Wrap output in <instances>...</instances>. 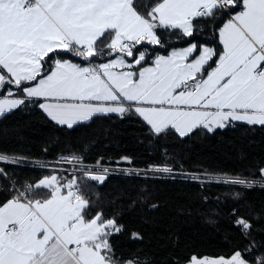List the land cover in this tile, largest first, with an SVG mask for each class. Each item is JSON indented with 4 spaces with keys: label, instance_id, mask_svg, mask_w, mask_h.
<instances>
[{
    "label": "snow or ice",
    "instance_id": "1",
    "mask_svg": "<svg viewBox=\"0 0 264 264\" xmlns=\"http://www.w3.org/2000/svg\"><path fill=\"white\" fill-rule=\"evenodd\" d=\"M223 17L219 49L197 42L202 26ZM172 37L188 46L173 47ZM0 92V116L34 105L69 129L130 113L157 136L264 126V0H0ZM19 163L0 155V164ZM0 177L8 179L2 167ZM82 187L58 174L13 186L0 202V264H138L115 258L111 240L123 226L102 210L92 215ZM236 224L250 234V223ZM251 251L188 264H251Z\"/></svg>",
    "mask_w": 264,
    "mask_h": 264
},
{
    "label": "trees",
    "instance_id": "2",
    "mask_svg": "<svg viewBox=\"0 0 264 264\" xmlns=\"http://www.w3.org/2000/svg\"><path fill=\"white\" fill-rule=\"evenodd\" d=\"M227 19L202 26L197 42L219 49L215 29ZM169 42L173 47L187 43L175 37ZM0 155L27 160L78 157L81 163L141 171L125 173L139 176H105L101 183L80 174L1 166L8 179L0 177V202L14 194L9 181L23 189L46 175H74L92 205L91 214L102 210L123 226L111 240L118 260L187 264L194 255L228 257L251 247L253 251L246 254L251 264H256L255 256H264V187L201 186L144 173L168 167L175 173L261 180L264 126L232 123L183 138L175 133L157 136L138 115L130 113L123 118L94 116L69 129L51 121L38 106L28 105L0 116ZM241 218L251 225L249 235L235 226ZM133 233L139 238L133 239Z\"/></svg>",
    "mask_w": 264,
    "mask_h": 264
},
{
    "label": "built area",
    "instance_id": "3",
    "mask_svg": "<svg viewBox=\"0 0 264 264\" xmlns=\"http://www.w3.org/2000/svg\"><path fill=\"white\" fill-rule=\"evenodd\" d=\"M4 156H8V155H4ZM8 157L16 158L17 160L20 161V163L17 165L0 164V167L1 166H11V167H20V168H27V169L30 168V169H34L38 171H43V172L80 174L84 176H88L87 174L89 173L92 175L103 174L104 176H109V175L139 176V175H128V174L126 175L125 173L129 171L141 172L139 170H130V169H127L126 167H120V166H102V165H93V164L81 163V162L68 163L65 160H27V159L19 158L16 156H8ZM144 173L148 175H153L151 177L165 176V177H168L169 179H176L180 181H188V182L197 183L201 186H204L205 184H216V185H223V186H246L242 184H235V183L228 182L230 180H234L235 178L217 176V175H203V174H197V173H175V172H163V171H157V170H146L144 171ZM256 181L257 183L252 186L264 187V180H256ZM9 183L10 185H12V189H13V186H14L13 182L9 181ZM27 185L29 184L26 183L24 187ZM236 221H235V226H237ZM251 248L253 251V247ZM258 257H261V256L254 257L255 262Z\"/></svg>",
    "mask_w": 264,
    "mask_h": 264
},
{
    "label": "crops",
    "instance_id": "4",
    "mask_svg": "<svg viewBox=\"0 0 264 264\" xmlns=\"http://www.w3.org/2000/svg\"><path fill=\"white\" fill-rule=\"evenodd\" d=\"M220 26H222V24L220 25ZM216 41L218 42V44H219V39H218V37H217V35H216ZM201 44H206V43H201ZM207 46H210L209 44H206ZM188 46V43H186V44H184V45H181V46H177L176 48H182V47H187ZM219 46H220V44H219ZM161 54H166L165 52L164 53H161ZM4 94L5 93H3V92H0V98H3V96H4ZM42 111V110H41ZM43 112V111H42ZM44 113V112H43ZM45 114V113H44ZM46 115V114H45ZM109 115H116V114H109ZM47 116V115H46ZM97 116H104V115H97ZM139 117V116H138ZM142 119V118H141ZM144 122V121H143ZM233 123H239V124H247V123H245V122H233ZM146 124V123H145ZM261 180H262V178H261ZM209 258H218V257H209ZM188 264V263H187Z\"/></svg>",
    "mask_w": 264,
    "mask_h": 264
},
{
    "label": "rangeland",
    "instance_id": "5",
    "mask_svg": "<svg viewBox=\"0 0 264 264\" xmlns=\"http://www.w3.org/2000/svg\"><path fill=\"white\" fill-rule=\"evenodd\" d=\"M210 47H212V46L210 45Z\"/></svg>",
    "mask_w": 264,
    "mask_h": 264
}]
</instances>
